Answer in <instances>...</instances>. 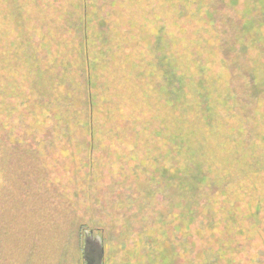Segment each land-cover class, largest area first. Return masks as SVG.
Listing matches in <instances>:
<instances>
[{"label": "rangeland", "instance_id": "374dc122", "mask_svg": "<svg viewBox=\"0 0 264 264\" xmlns=\"http://www.w3.org/2000/svg\"><path fill=\"white\" fill-rule=\"evenodd\" d=\"M19 1L29 6L28 18L43 20L57 37L68 26L80 35L87 17L105 29L120 55L106 68L108 90L100 91L107 97L100 102L106 118L99 122L106 134L93 168L82 164L89 143L81 127L25 117L16 106L19 96L6 98L16 114H0V264H86L88 230L107 247L103 264H184L187 212L206 201L212 188L189 194L168 176L152 175L157 166L187 158L170 150L171 136L163 131L178 124L202 133L207 144L192 143L217 165L229 158L233 183L264 167V24L255 25L263 43L250 44L242 6L223 0ZM167 63L186 78L185 91L206 83L214 93L211 133L209 122L185 110L175 119L162 105L169 99L166 81L163 95L137 78L139 71L156 81L166 77ZM223 97L235 114L226 119ZM4 125L15 128L13 134L32 128L33 135L17 140ZM257 181L264 184V176Z\"/></svg>", "mask_w": 264, "mask_h": 264}, {"label": "trees", "instance_id": "16d2710c", "mask_svg": "<svg viewBox=\"0 0 264 264\" xmlns=\"http://www.w3.org/2000/svg\"><path fill=\"white\" fill-rule=\"evenodd\" d=\"M18 2L21 3L3 0L0 4V10L3 8V13L0 12V114L4 111L3 117L16 114L6 102L10 94H15L19 96L16 106L20 115L36 117L45 124L46 121H56V125L66 121L67 127L73 121L88 136L89 156L82 164L93 168V154L99 150L100 137L106 134L99 122L101 117L106 118L101 114L100 102L107 97L100 91L102 88L108 90L110 77L106 68L113 62L118 63L120 54L110 43L105 29L101 25H92L87 17L83 18L84 25L79 27L80 35L78 29L68 26L63 33L65 36L57 37L54 29H45L43 20L28 18L29 6L18 5ZM39 2L36 1L37 6ZM86 15L89 16V12ZM169 64L164 70L166 77L157 81L141 71L137 78L147 80L151 91L158 88L163 95L167 94L164 92L166 85L162 86L166 81L169 99L166 97L162 105L168 107L169 113H175V119L190 113L193 118L198 116L209 122L211 133L214 131L211 126L214 93L208 90V85L204 86L206 83L185 91L186 78L177 76ZM222 104L226 106L223 118L234 114L228 97H223ZM4 126L17 140L33 135L32 128L16 130L13 134L15 128ZM163 132L173 138L169 142L170 150L187 153V158H184V164L176 162L174 167L157 166L152 175L168 176L170 182L175 180L181 186L179 188L189 194L212 188L206 201L190 207L187 212L189 222L184 229H188L190 244L184 264H264V184L257 181L264 176V167L256 170L255 175H246L243 181L233 183L236 174L226 169L229 158L223 157L224 163L217 165L212 160L214 156L206 158L202 149L192 143L207 144L202 133L178 124ZM249 154L247 152L241 158L247 160ZM229 156H232L231 152Z\"/></svg>", "mask_w": 264, "mask_h": 264}, {"label": "flooded vegetation", "instance_id": "af4514ba", "mask_svg": "<svg viewBox=\"0 0 264 264\" xmlns=\"http://www.w3.org/2000/svg\"><path fill=\"white\" fill-rule=\"evenodd\" d=\"M228 6H234L235 9H238L237 6H242L239 9L241 14L242 25H244V31L248 37V43H263V39L260 36V30L256 29L255 25H263L264 18L260 19L256 12L264 14V0H223ZM256 4V5H253ZM257 10V11H256ZM106 246L104 244V258L106 255ZM105 261V259H104Z\"/></svg>", "mask_w": 264, "mask_h": 264}, {"label": "water", "instance_id": "95a60500", "mask_svg": "<svg viewBox=\"0 0 264 264\" xmlns=\"http://www.w3.org/2000/svg\"><path fill=\"white\" fill-rule=\"evenodd\" d=\"M82 256L86 264H103L104 246L99 237L93 236L92 230L86 231Z\"/></svg>", "mask_w": 264, "mask_h": 264}]
</instances>
